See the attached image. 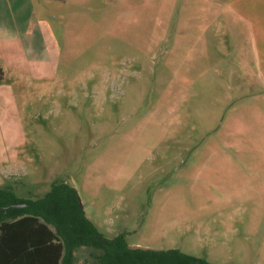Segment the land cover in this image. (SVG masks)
I'll return each instance as SVG.
<instances>
[{"label":"rangeland","instance_id":"1","mask_svg":"<svg viewBox=\"0 0 264 264\" xmlns=\"http://www.w3.org/2000/svg\"><path fill=\"white\" fill-rule=\"evenodd\" d=\"M43 4L56 48L0 34V187L62 180L108 239L264 264V0Z\"/></svg>","mask_w":264,"mask_h":264},{"label":"trees","instance_id":"2","mask_svg":"<svg viewBox=\"0 0 264 264\" xmlns=\"http://www.w3.org/2000/svg\"><path fill=\"white\" fill-rule=\"evenodd\" d=\"M81 249L91 251L90 264H212L176 249L131 247L122 234L104 237L79 208L75 189L62 180L35 199L0 187V264H75Z\"/></svg>","mask_w":264,"mask_h":264},{"label":"crops","instance_id":"3","mask_svg":"<svg viewBox=\"0 0 264 264\" xmlns=\"http://www.w3.org/2000/svg\"><path fill=\"white\" fill-rule=\"evenodd\" d=\"M43 1L45 0H0V34H3V38L22 44L37 40L42 49L56 48V38L49 23L38 19L40 15L36 11V5L45 7ZM50 14L54 16V12ZM31 44L29 46L32 47ZM1 70L4 74L2 68Z\"/></svg>","mask_w":264,"mask_h":264},{"label":"water","instance_id":"4","mask_svg":"<svg viewBox=\"0 0 264 264\" xmlns=\"http://www.w3.org/2000/svg\"><path fill=\"white\" fill-rule=\"evenodd\" d=\"M78 198V197H77ZM78 205H79V208L81 209V210H83V205H82V203H81V201H80V199L78 198ZM20 206H23V205H14L13 207H20Z\"/></svg>","mask_w":264,"mask_h":264}]
</instances>
